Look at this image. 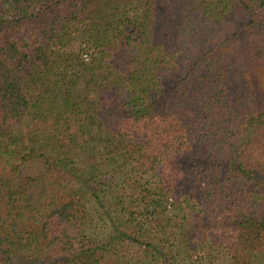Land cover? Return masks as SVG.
I'll use <instances>...</instances> for the list:
<instances>
[{
	"label": "trees",
	"instance_id": "obj_1",
	"mask_svg": "<svg viewBox=\"0 0 264 264\" xmlns=\"http://www.w3.org/2000/svg\"><path fill=\"white\" fill-rule=\"evenodd\" d=\"M0 264H264V0H0Z\"/></svg>",
	"mask_w": 264,
	"mask_h": 264
}]
</instances>
